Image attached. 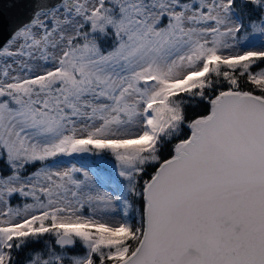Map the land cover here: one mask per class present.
Returning <instances> with one entry per match:
<instances>
[{"label": "snow or ice", "instance_id": "1", "mask_svg": "<svg viewBox=\"0 0 264 264\" xmlns=\"http://www.w3.org/2000/svg\"><path fill=\"white\" fill-rule=\"evenodd\" d=\"M18 4L0 264H264V0Z\"/></svg>", "mask_w": 264, "mask_h": 264}, {"label": "water", "instance_id": "2", "mask_svg": "<svg viewBox=\"0 0 264 264\" xmlns=\"http://www.w3.org/2000/svg\"><path fill=\"white\" fill-rule=\"evenodd\" d=\"M14 0H0V42L8 36L13 28L28 18L30 9L27 6L13 8ZM55 2V0H53Z\"/></svg>", "mask_w": 264, "mask_h": 264}, {"label": "rangeland", "instance_id": "3", "mask_svg": "<svg viewBox=\"0 0 264 264\" xmlns=\"http://www.w3.org/2000/svg\"><path fill=\"white\" fill-rule=\"evenodd\" d=\"M58 159L59 163L56 165V167L59 170L70 167L72 164H75L77 167H80L81 164H85L95 169L98 173L115 176V161L110 156L104 157L102 163L100 162L101 158L93 157L91 155H73L71 157H61ZM93 161H95V163H93ZM116 178L118 179V177ZM107 188H110V185H106V189Z\"/></svg>", "mask_w": 264, "mask_h": 264}, {"label": "trees", "instance_id": "4", "mask_svg": "<svg viewBox=\"0 0 264 264\" xmlns=\"http://www.w3.org/2000/svg\"><path fill=\"white\" fill-rule=\"evenodd\" d=\"M103 43V42H102Z\"/></svg>", "mask_w": 264, "mask_h": 264}]
</instances>
